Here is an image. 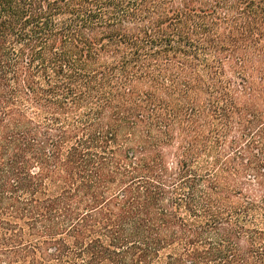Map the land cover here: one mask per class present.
Listing matches in <instances>:
<instances>
[{
  "label": "trees",
  "instance_id": "1",
  "mask_svg": "<svg viewBox=\"0 0 264 264\" xmlns=\"http://www.w3.org/2000/svg\"><path fill=\"white\" fill-rule=\"evenodd\" d=\"M0 264H264V0H0Z\"/></svg>",
  "mask_w": 264,
  "mask_h": 264
}]
</instances>
